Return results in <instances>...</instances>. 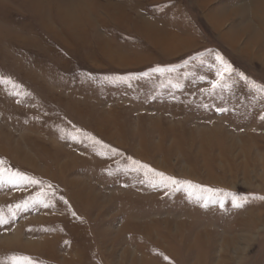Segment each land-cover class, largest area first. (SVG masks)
I'll return each instance as SVG.
<instances>
[{"label":"rangeland","instance_id":"1","mask_svg":"<svg viewBox=\"0 0 264 264\" xmlns=\"http://www.w3.org/2000/svg\"><path fill=\"white\" fill-rule=\"evenodd\" d=\"M253 3L0 0V264H264Z\"/></svg>","mask_w":264,"mask_h":264},{"label":"crops","instance_id":"2","mask_svg":"<svg viewBox=\"0 0 264 264\" xmlns=\"http://www.w3.org/2000/svg\"><path fill=\"white\" fill-rule=\"evenodd\" d=\"M255 2L256 3H253L251 5V8L249 9L251 14H248V17H250L252 25H253V30H252L253 33H255V36L259 38L261 46L264 47V0H255ZM225 19L224 18L221 19L219 25L222 26L223 22H225ZM222 20L223 22H221ZM211 27L215 30V32H221L219 29L215 28L214 26L211 25ZM187 37L188 38H185V43L181 47H177L176 50L183 48L184 51L188 52L194 47H196L198 43L200 44V40L196 41L194 37H190V36H187ZM230 46L232 47V45ZM262 53H263V56H262L263 64L261 65H262V69H264V49L263 48H262ZM262 81L264 83V79H262Z\"/></svg>","mask_w":264,"mask_h":264},{"label":"snow or ice","instance_id":"3","mask_svg":"<svg viewBox=\"0 0 264 264\" xmlns=\"http://www.w3.org/2000/svg\"><path fill=\"white\" fill-rule=\"evenodd\" d=\"M216 60L222 64V68H218L217 73H216L219 79H223L224 73H232L234 71L231 65H229L226 61H224L223 58L219 54L216 55ZM239 75L241 79H244L245 81H247V77H244L243 74H239ZM213 86L215 87L216 85L214 84ZM261 90L264 91V86H262ZM221 111H225V109H221ZM261 119H264V116H261ZM3 163H4L3 161H0V183L7 182L13 185H18L19 182L24 181V180H28L29 183H33V184L36 183V181L30 180L28 177L23 176L22 174L16 173V172L8 173L6 177L5 176L6 169L3 167ZM173 183H176V182L173 181ZM236 206H239V205H236ZM16 207L20 208L21 205H16ZM24 207L25 208L27 207V203H25ZM5 222L6 221L4 217L0 216V223H5ZM13 259L16 260L17 264H33V262L27 257L19 258V260H17V258H13Z\"/></svg>","mask_w":264,"mask_h":264},{"label":"bare ground","instance_id":"4","mask_svg":"<svg viewBox=\"0 0 264 264\" xmlns=\"http://www.w3.org/2000/svg\"><path fill=\"white\" fill-rule=\"evenodd\" d=\"M166 36H169V35H166ZM236 36V38L234 39V42L236 43L237 42V40L236 39H238L240 36H239V34H236L235 35ZM170 38V37H169ZM164 40V39H163ZM249 47H251L252 48V50H254V49H259V51H257V52H259V56L262 58V56H263V53H262V48L264 49V47H261V46H259V44H258V42L257 41H251V43L249 44ZM250 50V49H249ZM256 52V53H257ZM220 157H222V156H220ZM219 159H221L223 162L225 161V159L222 157V158H219ZM225 164H226V162H225ZM230 170V168L228 167V166H223V170L222 171H224V174H226V172L227 171H229ZM231 172V171H230ZM210 174H212V173H210ZM229 174V173H228ZM227 175V174H226ZM243 229L244 228H248L249 227V225H248V223H244L243 224ZM201 232V237H207V233L209 232L208 230H204V231H200ZM198 233V232H197ZM205 239V238H204ZM227 244V243H226Z\"/></svg>","mask_w":264,"mask_h":264}]
</instances>
